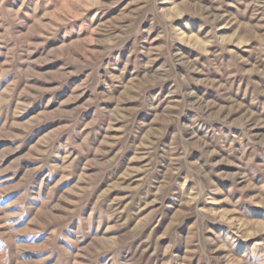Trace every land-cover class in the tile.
<instances>
[{"label": "rangeland", "instance_id": "374dc122", "mask_svg": "<svg viewBox=\"0 0 264 264\" xmlns=\"http://www.w3.org/2000/svg\"><path fill=\"white\" fill-rule=\"evenodd\" d=\"M153 3L165 24L178 29L171 47L160 25L146 31L153 25L144 16L145 0L4 3L19 11L22 23L0 12V264H201L187 243L171 238L175 232L186 240L197 222L183 215L194 182L179 180L183 196L171 186L163 200L168 207L157 201L172 161L161 162L159 146L173 141L160 129L174 127L165 111L174 81L157 77L172 71L168 57L176 51L188 61L207 60L200 50L213 30L220 43L208 51L219 52L225 63L233 51L241 54L247 72L260 55L251 50L261 41L248 37L264 35V26L256 27L264 25V8L253 0ZM231 78L235 91L228 98L207 83L193 86L217 105L210 123L237 139L233 148L244 145L239 154L251 161L239 167L226 152L212 158V179L228 199L214 194L215 203L196 206L214 214L209 226L217 233L235 237L242 230L245 236L212 252L211 264H238L245 249L251 254L264 244V146L248 139L264 138V95L253 104L247 84L261 77ZM145 89V95L160 94L159 107L133 112L134 97ZM233 101L243 107L233 110ZM200 155L193 149L192 156ZM225 158L232 163H221ZM236 174L247 180L233 189L228 177ZM21 204L23 219L16 215Z\"/></svg>", "mask_w": 264, "mask_h": 264}, {"label": "clouds", "instance_id": "9594fccd", "mask_svg": "<svg viewBox=\"0 0 264 264\" xmlns=\"http://www.w3.org/2000/svg\"><path fill=\"white\" fill-rule=\"evenodd\" d=\"M6 0H0V12L7 13L10 18L16 23H22L18 19L19 11H12L11 9H4L3 5ZM27 0H25V3ZM220 3L223 0H219ZM253 4L257 7L264 8V0H253ZM144 7L146 12L144 16L150 18L152 21V27L146 29L148 32H152L156 25H160L163 32V39L166 41V47H171V41L174 38L173 33L179 35L178 29L174 28L171 24H165L164 17L158 12L154 6L153 0H145ZM23 4L21 5V9ZM204 12L209 13L204 17L211 22V12L209 9H203ZM148 13H151V17H148ZM219 19V17H217ZM264 25H257L261 27ZM249 42L251 40H260L261 45L258 48H254L251 51L259 52L260 55L256 57L257 63L251 65L247 72L244 71L242 65H247L248 60L244 59L241 54L232 52V59L227 63L220 57V53L216 51H208L213 48L214 45L220 43L219 38L215 36V30L209 32L205 37L204 47L200 50L203 55L208 59L199 62L197 57L194 60H185L180 55V51H176L173 56L168 57L172 60V71L167 75H159L157 82L164 80H172L174 83L171 85L169 92L170 99L168 100V107L165 109L169 113V119L167 123L174 125L170 130L160 129V133L165 131L168 134L173 135V141L171 145H160L159 152L161 154V162L167 161L169 157L172 158L170 164L167 165L168 171L165 181L160 185L157 192V201L161 207H168L164 205L163 200L168 197L172 192V187L175 186L176 190L181 192L183 196L184 184L189 181H193L192 192L187 196L185 203L187 207L183 215H190L196 218V223L192 224L189 229V234L185 240L182 234L172 233V239L174 243H187V245L193 250L191 255H197L201 259V264L206 261L207 264H211L214 259L212 252L220 248L232 247L235 242V237L244 238L245 233L242 230H235V237L224 230H220L219 233L209 224H215L214 214L210 211H205L203 208L197 207L198 202L215 203L212 199L214 194L223 195L225 200L228 196L221 191L212 177L217 173L215 172V163L213 157L220 155L222 152H226L229 157L233 159H239V167L244 166L246 163H250V159L246 160L243 155H240V150L244 148V145H240L239 148H233V144L238 141L232 137L231 133H225L224 129L218 128L210 123L211 119H215L212 116V112L217 109V105L213 104L210 100H205V94H199V90L194 88L195 84L207 83L209 86L216 88L217 92L222 98H228L229 93L235 91L232 80V75H248L249 77L255 73L261 77V82L249 79L247 81L248 87L252 89L253 100L252 103L256 104V96L264 95V35H257L255 31L249 34ZM164 48L162 47L161 51ZM228 51V49H223ZM177 64L184 66L183 73L176 68ZM193 73H199L204 79H195ZM213 74H216L219 79L209 81L207 78ZM118 79V77H113ZM222 81V82H221ZM146 89L141 91L134 99L138 102V110L155 111L161 101H159V93L155 96L145 95ZM233 110L238 111L243 105H238L234 101ZM244 117L251 119L252 114L249 111H245ZM129 119H131L129 117ZM127 127V125H125ZM249 143L252 145L259 144L264 146V138L248 137ZM193 149H196L201 155L198 157L192 156ZM156 151V149H153ZM237 153L238 156L233 154ZM221 163H232L230 159H223ZM207 169V170H205ZM183 173V174H182ZM179 175V179L177 176ZM223 175V173H221ZM239 174L228 177L233 180V189L236 188V184L242 180H247V177H237ZM179 180H183L184 184H181ZM250 184V182H249ZM231 191V190H230ZM20 211L16 215L23 219L24 211L23 205H20ZM159 211V209H157ZM211 233V235H209ZM171 246V245H170ZM236 246L238 242H236ZM209 249L211 251H209ZM179 264V262H178ZM238 264H264V244H261L258 248L254 249L251 254L245 249L241 254V258Z\"/></svg>", "mask_w": 264, "mask_h": 264}]
</instances>
